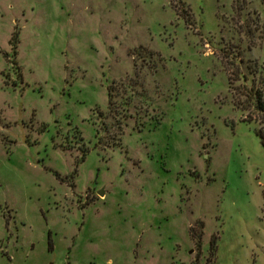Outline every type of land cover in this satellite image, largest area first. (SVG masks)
<instances>
[{
    "label": "rangeland",
    "instance_id": "obj_1",
    "mask_svg": "<svg viewBox=\"0 0 264 264\" xmlns=\"http://www.w3.org/2000/svg\"><path fill=\"white\" fill-rule=\"evenodd\" d=\"M252 89L264 0H0V264H264Z\"/></svg>",
    "mask_w": 264,
    "mask_h": 264
},
{
    "label": "trees",
    "instance_id": "obj_2",
    "mask_svg": "<svg viewBox=\"0 0 264 264\" xmlns=\"http://www.w3.org/2000/svg\"><path fill=\"white\" fill-rule=\"evenodd\" d=\"M248 98L253 100L254 109L257 113L264 115V94L261 91L251 90L248 93ZM257 136L260 139L261 145L264 147V126L258 129Z\"/></svg>",
    "mask_w": 264,
    "mask_h": 264
},
{
    "label": "water",
    "instance_id": "obj_3",
    "mask_svg": "<svg viewBox=\"0 0 264 264\" xmlns=\"http://www.w3.org/2000/svg\"><path fill=\"white\" fill-rule=\"evenodd\" d=\"M101 196H103V194H101Z\"/></svg>",
    "mask_w": 264,
    "mask_h": 264
}]
</instances>
